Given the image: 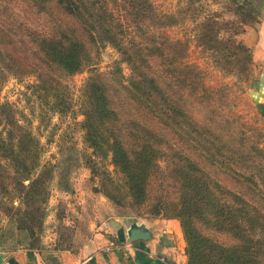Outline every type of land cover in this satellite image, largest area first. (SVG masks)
Returning <instances> with one entry per match:
<instances>
[{
	"label": "trees",
	"instance_id": "1",
	"mask_svg": "<svg viewBox=\"0 0 264 264\" xmlns=\"http://www.w3.org/2000/svg\"><path fill=\"white\" fill-rule=\"evenodd\" d=\"M22 1L47 18V29L21 28L33 54L21 59L14 33L0 24V86L10 75L32 74L44 101L65 112L68 100L53 74L71 75L90 63L93 48L113 47L118 60L111 74L94 70L81 87L83 140L93 154L109 156L120 174L121 182L105 177L100 191L113 203H120L116 193H121L139 206L163 162L176 199L159 198L152 211L178 221L185 264H264V150L241 129L238 117L219 119L215 103L224 88L204 86L195 66L182 62L184 42L158 38L157 24L175 22V14H158L149 0ZM230 2L243 14L224 22L230 34L211 39L213 22L206 17L197 39L208 50L224 52L220 66L240 53L232 68L248 76L251 52L235 36L259 22L263 1ZM119 63L130 71L125 83L116 76L123 77ZM40 152L28 124L19 122L12 104L0 101V192L12 190L18 200L5 209L15 238L7 243L12 233L0 226V249L44 248L48 256L71 248L58 239L38 245L47 215L45 182L53 168L39 164Z\"/></svg>",
	"mask_w": 264,
	"mask_h": 264
},
{
	"label": "rangeland",
	"instance_id": "2",
	"mask_svg": "<svg viewBox=\"0 0 264 264\" xmlns=\"http://www.w3.org/2000/svg\"><path fill=\"white\" fill-rule=\"evenodd\" d=\"M149 1L158 14L173 13L176 16L173 23L157 24L160 33L158 38L166 36L169 40L183 41L185 51L182 62L195 66L204 86L213 89L224 88L223 96L215 103L222 115L219 119H230L231 113L238 117V123L244 125L241 129L246 135L252 134L253 139L259 141L264 150V119L254 106L249 82L251 75L257 73L258 67L250 62L248 76H242L241 72L235 71L232 62L238 61L240 53H236L229 63L220 66L217 61L223 59L224 52L208 50L197 39V34L204 30L203 26H200L201 21L203 22L206 17L212 18L209 21L213 22L210 25L213 30L211 39L214 36L218 38L228 36L231 31L224 22L238 20L243 15L241 10L236 9L230 0ZM181 12L184 14L181 15ZM46 19L22 0H0V24L6 31L14 33L21 59L33 55L31 44L21 33V28L27 26L31 29H47ZM240 34L235 36L238 41ZM22 50L24 52H21ZM117 60L118 53L115 49L110 45H104L93 48L90 63L79 71L71 75L53 74L59 84V91L65 94L68 100L69 108L65 112L54 110L51 100L44 101L43 92L35 87L36 78L32 74L10 75L0 86V101L13 105L19 122L28 124L31 133L38 140L41 146L39 164L49 162L53 165L51 177L45 182L48 191L45 202L47 215L43 228L37 235L39 246L52 245L58 239L62 243H69L72 248L75 247L76 241L83 238L89 220L97 221L99 215L104 219L116 217L120 220L121 226H126L127 218L132 217L163 218L162 215L153 213V205L159 198L165 201L176 199L172 180L168 177L163 162H159L160 169L151 175L146 199L139 206H132L121 193H116L120 203H113L100 191L101 182L105 177L121 182L120 174L109 163V156L100 157L93 154L92 148L83 140V130L80 127L81 87L94 70L111 74L112 64ZM119 66L123 77L118 74L117 79H122L125 83L129 68L124 63H119ZM248 127L254 129L252 133L247 130ZM255 130L260 131V134L257 135ZM220 177H223L226 187L231 186V182L225 179L226 176ZM104 185L112 191L108 182H104ZM8 189L11 190L10 185ZM7 205L18 206V200L12 190L8 195L0 192V226L8 227L12 233L6 240L9 243V240L15 238L16 232L13 223H6ZM58 223L64 225L60 230L56 227ZM80 235L82 237H79Z\"/></svg>",
	"mask_w": 264,
	"mask_h": 264
},
{
	"label": "crops",
	"instance_id": "3",
	"mask_svg": "<svg viewBox=\"0 0 264 264\" xmlns=\"http://www.w3.org/2000/svg\"><path fill=\"white\" fill-rule=\"evenodd\" d=\"M262 1L259 22L255 26H246L239 40L250 49L251 62L258 67L257 73L254 72L249 79L250 92L254 106L264 119ZM97 218V221L89 220L83 238L76 241L77 245L73 248L51 251L48 256L44 249L42 252L23 247L0 249L3 255L1 264H75L82 259H87V264H185L184 242L176 219L136 218L135 225L146 229L149 235L146 239L129 241L126 229L130 220H127L126 226H121L116 217L104 219L99 215Z\"/></svg>",
	"mask_w": 264,
	"mask_h": 264
},
{
	"label": "water",
	"instance_id": "4",
	"mask_svg": "<svg viewBox=\"0 0 264 264\" xmlns=\"http://www.w3.org/2000/svg\"><path fill=\"white\" fill-rule=\"evenodd\" d=\"M129 221V227L127 230L128 240L133 241L136 239H146L149 235V232L146 229H142L135 225L136 218H127ZM2 252L0 251V264L2 262Z\"/></svg>",
	"mask_w": 264,
	"mask_h": 264
},
{
	"label": "built area",
	"instance_id": "5",
	"mask_svg": "<svg viewBox=\"0 0 264 264\" xmlns=\"http://www.w3.org/2000/svg\"><path fill=\"white\" fill-rule=\"evenodd\" d=\"M75 264H87V259H82L81 261H78Z\"/></svg>",
	"mask_w": 264,
	"mask_h": 264
}]
</instances>
